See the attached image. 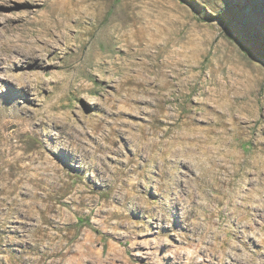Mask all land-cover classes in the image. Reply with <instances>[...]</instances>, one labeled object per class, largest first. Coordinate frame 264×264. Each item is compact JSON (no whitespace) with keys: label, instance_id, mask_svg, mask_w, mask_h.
Returning a JSON list of instances; mask_svg holds the SVG:
<instances>
[{"label":"rangeland","instance_id":"374dc122","mask_svg":"<svg viewBox=\"0 0 264 264\" xmlns=\"http://www.w3.org/2000/svg\"><path fill=\"white\" fill-rule=\"evenodd\" d=\"M0 123L2 264H264V0H0Z\"/></svg>","mask_w":264,"mask_h":264},{"label":"bare ground","instance_id":"6f19581e","mask_svg":"<svg viewBox=\"0 0 264 264\" xmlns=\"http://www.w3.org/2000/svg\"><path fill=\"white\" fill-rule=\"evenodd\" d=\"M79 5V4H78ZM49 24V23H48ZM53 35V34H52ZM53 40V38H52ZM55 40V39H54ZM47 44H50V41L46 42L44 45L46 46ZM52 44V43H51ZM47 48H49V51L53 48L52 46H46ZM26 49V48H25ZM25 52L28 54V55H31V56H37L38 57V50L37 48H35L33 46V44L27 48L25 50ZM24 55V54H23ZM29 57V56H28ZM10 63H12L13 65L16 64L15 61L11 60V61H8ZM12 127H14L13 124L11 123H8V124H4V123H0V140L1 137L4 135V131L5 130H9L11 129ZM3 153H2V148H0V172H1V167H2V163H3ZM10 180H18V177L15 178V176L13 175L12 171H8L6 174H3V173H0V182H8ZM198 253V252H197ZM201 257V256H200ZM202 262V259L200 258V260H198V263L196 264H200ZM16 263H19V264H70L69 262H64V260L62 261H55V260H50V261H42V262H35V261H29V262H21V261H18V262H14L13 264H16ZM237 264H240L238 261H236ZM0 264H2V262L0 261ZM76 264H83V262H80L78 260V262ZM102 264H112V263H109V262H106V263H102Z\"/></svg>","mask_w":264,"mask_h":264}]
</instances>
